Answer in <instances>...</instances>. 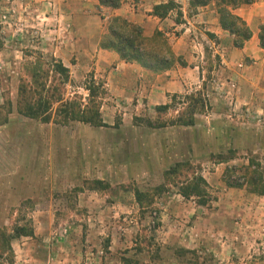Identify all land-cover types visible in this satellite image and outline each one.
<instances>
[{
  "label": "rangeland",
  "instance_id": "1",
  "mask_svg": "<svg viewBox=\"0 0 264 264\" xmlns=\"http://www.w3.org/2000/svg\"><path fill=\"white\" fill-rule=\"evenodd\" d=\"M62 1L0 0V114L1 119H6L5 124L0 125V228L8 233H13L16 227L33 231V236L12 242L15 263L31 264L37 259L46 264H77L60 259L76 237L81 241V233L75 231L72 241L68 240L67 230L81 231V226L88 229L89 225L98 224L106 225L124 245H131V242L137 245L132 246L133 249L143 255L140 260H128L121 256L127 251L122 246L118 249L119 256L114 254L112 264H127V261L137 264H219L220 255L211 250L200 254L197 250L181 247L176 250L177 257L169 255L166 248L162 250L167 240L165 229L175 234L177 245L194 240L184 231L197 227L195 219L186 222V218L179 216L175 218L178 223L174 224L162 215L163 199L167 196L178 204L189 201L196 203V208L200 206L196 198L186 200L177 196L181 183L187 181L186 172L179 171L181 178L172 171L168 175L176 165L189 163L200 168L199 174L209 183L217 173L215 169L218 168L222 176L217 179V185H209L208 204L201 206V210L209 214L208 228L241 226V217L237 214L227 220L213 216L223 208L218 206L223 188H228V193L224 192L227 197L223 198L227 199L226 216L239 209L244 213L243 210L258 204L250 223L245 226L253 234L250 239L244 237L243 240L253 244L258 242L254 246L256 250L251 251L253 260L247 264H264L261 201L245 197L251 194L248 186L232 188L229 192L225 177L227 171L235 167L236 171L229 173V177L236 183L246 182L249 179L245 167L250 156H264L262 70H247L249 60L228 67L223 59L215 57L214 49L209 50V40L200 36L201 46L204 44L208 50L205 58L200 60L203 79L187 93L172 96L167 104L169 111L158 112L159 106H141L138 110L137 98H115L104 88L101 118L107 127L93 128L79 123L68 126L43 124L18 113V90L24 67L34 61L36 54L40 53L46 60L61 61L59 50L61 45L65 47L70 32L60 17L64 8ZM261 1L264 3V0H255ZM172 2L179 5L177 0ZM177 9L178 6L173 11ZM110 23L111 20L108 27ZM213 42L218 41L213 39ZM191 60L195 63V59ZM70 62L69 96L86 99L85 87L90 86V81L104 86V75L100 77L92 69L77 74L71 66L74 58ZM149 73L147 80H162L153 76L155 73ZM165 160L170 164L164 169L162 162ZM144 162L145 165L148 163L146 171L141 167ZM89 191L106 193L109 198L90 208L88 198L82 195ZM138 193L142 194L141 204L137 200ZM51 199L58 208L57 215L41 216L39 211L49 206ZM105 202L112 209L108 216L96 214L93 217ZM69 206L73 208L72 213L65 210ZM209 239L216 243L222 239V234L214 231ZM108 240L102 242L105 248L111 241ZM248 257L249 254L241 256L242 259Z\"/></svg>",
  "mask_w": 264,
  "mask_h": 264
},
{
  "label": "crops",
  "instance_id": "2",
  "mask_svg": "<svg viewBox=\"0 0 264 264\" xmlns=\"http://www.w3.org/2000/svg\"><path fill=\"white\" fill-rule=\"evenodd\" d=\"M169 1L172 0H121L118 8H111L100 6L98 0H82L81 2L79 0H63L62 5H64V8L60 17L66 26L68 25L70 32H68L65 47L62 45L60 47L59 51L62 52V55H59V58L67 68H69L68 64L71 63L70 60L74 58L75 62L71 66L73 70H76L77 74L92 69L96 75L100 77L104 75V88L115 98L122 96L125 98L130 97V99L137 98L136 101L139 103L138 110L141 106L149 108L151 106H165L170 103L172 96L187 93L188 90L193 89L194 85L200 84L203 79L201 75L202 61L200 60L205 58L208 52L204 44L201 46L200 36L209 40V50L214 49L215 57L223 59L228 67L240 65L242 61L249 60L250 66L247 70H251L252 72V70L261 69L262 73H264V50L260 47L259 42V27L261 24H264V3L262 1L251 5H243L232 11L233 15L240 18L252 33L250 40L242 48L236 47L234 44L235 37L222 28L216 0H211L208 4L200 6L192 5L193 0H177L179 5H177L178 9L175 12H170L162 19L154 15V8L156 6L166 4ZM113 18H121L132 25L141 27L144 34L148 37L152 36L157 30L162 32L169 38L174 55L182 58L184 65H177L176 68L163 72V74L153 75L157 76L158 79L162 78V80H154L153 82L147 80L149 79L148 76H150L148 70L138 64H128L116 52L101 48L100 43L108 34V23ZM209 34L213 35L218 42H213ZM191 59H195V63ZM141 97L144 100L141 101ZM143 164L141 167L146 171L148 163L145 165L144 162ZM162 164L165 169L168 168L170 163L165 160ZM104 169H106V166H104ZM155 169L158 170V165H155ZM94 170L96 169L94 168ZM99 170L102 169L99 167ZM215 170L217 173H214V177L211 179L212 183L206 180L211 186L217 185V179L222 177L219 174L220 170L218 168ZM58 185V183L55 184L57 190L59 188ZM232 191V188H230L229 192ZM224 192L228 193V188H223L221 191L222 196L219 199L218 206H223V208H220L216 212V215L213 216L227 220L230 216L232 218L239 215L241 217V226L239 228L229 225L224 227L210 226L208 228L206 225L208 213L202 211L201 209L203 208L201 206L196 208L197 204L189 201L178 204L172 201L174 199L171 196L165 197L163 199L165 205H163L164 211L162 215L174 224L178 223V220H175V218L179 216L186 218V222L187 220L195 219L194 225L197 227L192 229L186 228V231H184L185 229L182 230V233L184 231L190 235V239H194L192 241L189 240V242L187 240L183 245L181 242V245H177L174 237L175 234L171 231L167 232L165 229L167 240L164 241L162 250L166 248L169 255L174 254L175 256L177 248L181 247L190 251L197 250L200 254L211 250L220 255V258L217 259L219 264H247L253 260L251 251L253 249L256 250L254 246L258 242L253 244L243 239L244 237L250 239L253 234L245 226L250 223L249 221L253 217L255 209H258L256 208L258 204L243 210L244 213H241L242 210L239 209V212L236 210L229 216H226L225 203L227 199L223 200V198L227 197V194ZM82 195L88 198L90 208L91 206L97 207L99 201L103 202V200L109 198V195L103 192L89 191ZM241 195L243 194L240 193ZM177 196L184 199L180 194ZM245 197L252 201H261L260 208L264 212V196L250 194ZM121 200L119 199V201ZM52 201L51 199L49 201L50 205L39 211L41 216L55 217L57 215L58 208L52 204ZM105 203L104 207H100L101 210H96L93 217H96V214H98V217L108 216L112 209L107 202ZM228 203L230 204V202ZM241 205L243 204L241 203ZM65 210L70 213L73 212V208L70 206L66 207ZM245 212H248V214ZM89 213L92 214L93 211ZM185 220L181 219V222H185ZM237 220L236 218L235 221ZM74 231L77 234L81 233V241L78 239L79 237H76L77 240L73 243L71 242L66 248L65 255L60 256V259L65 262L79 264L81 261V264H112L114 254L117 257L118 249L122 246L127 251H124L121 256H124L128 260H133L134 258L135 260H140V256H143L133 249L132 246L135 244L132 242L131 245H124V242L121 243L119 239H116L114 233L106 225L99 226L98 224H93L89 225L88 229L81 226V231L77 229H71L70 231L68 229V240L72 241V237H75ZM214 231L222 234V239L216 243H212L209 239V235L214 233ZM174 233H176V228L174 229ZM108 239H111V241L108 243L107 248H105L102 242H107ZM127 239L128 237L124 241L126 242ZM246 254H249L248 259H242L241 256ZM46 263V261L42 262L34 259L31 264ZM127 264L137 263L127 261Z\"/></svg>",
  "mask_w": 264,
  "mask_h": 264
},
{
  "label": "trees",
  "instance_id": "3",
  "mask_svg": "<svg viewBox=\"0 0 264 264\" xmlns=\"http://www.w3.org/2000/svg\"><path fill=\"white\" fill-rule=\"evenodd\" d=\"M100 6L118 8L120 0H98ZM211 0H193L192 5H206ZM255 0H216L219 8L220 23L235 37V46L242 48L250 40L252 33L247 25L232 11L243 5H251ZM177 5L170 1L154 8V15L165 18L175 10ZM259 42L264 50V24L260 26ZM213 40L215 37L209 34ZM101 48L116 52L120 58L128 64H138L142 68L155 73H163L175 65H184L182 58H178L172 52L168 38L160 31L148 37L139 26L132 25L121 18H113L108 27V34L102 39ZM219 59V58H218ZM71 83V74L62 61L56 59L46 60L40 53L36 54L34 61L26 63L23 77L18 90L17 111L20 115L38 120L43 124L53 123L60 126L79 123L93 128L107 127L101 118L102 96L106 94L104 86L90 81V86L85 87L88 97L68 95V87ZM2 109V108H0ZM158 112L169 111L170 106H159ZM6 119H1L0 125L5 124ZM248 166L245 167L246 182L240 184L229 177V173L236 171L233 167L226 173V183L230 188L248 186L251 194L264 196V156L251 155ZM258 161V162H257ZM256 167L255 169H253ZM187 173V181L181 183L180 195L189 200L198 199L200 206L208 204L209 184L199 174L200 168L193 167L189 163L176 165L168 172V175H180L179 171ZM172 171V173H171ZM228 174V176H227ZM179 183V182H178ZM178 187L177 184L174 185ZM142 194H137L138 203L141 204ZM33 236L32 229L18 228L13 233L0 228V264H16L12 242L21 237ZM141 251V250H140Z\"/></svg>",
  "mask_w": 264,
  "mask_h": 264
}]
</instances>
